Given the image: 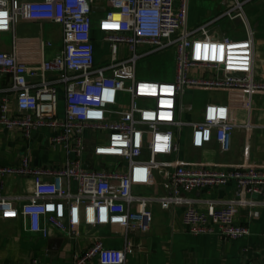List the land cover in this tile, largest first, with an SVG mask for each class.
<instances>
[{
    "label": "built area",
    "instance_id": "2783aa9c",
    "mask_svg": "<svg viewBox=\"0 0 264 264\" xmlns=\"http://www.w3.org/2000/svg\"><path fill=\"white\" fill-rule=\"evenodd\" d=\"M252 1L231 0L222 15L242 21L246 35L236 39L209 35V24L189 28L190 0H0V13L6 14L0 32L12 35L11 51H0V74L10 76L8 91L15 93L22 113L19 119L1 115L0 126L20 127L26 138L49 129L51 146L66 152L57 167L35 166L30 155L18 165L0 167V175H30L34 184L20 206L14 202L21 196H6L0 188L1 218L19 219L25 231L43 238L51 226L73 238L81 235V226L109 225L121 235V248H107L97 238L73 255V264L93 259L126 264L135 250L131 234L151 228L153 204L183 207L192 234L248 236V225L236 214L244 208L249 218L259 217L264 168H208L182 161L180 153L186 141L202 149L215 140L228 151L234 131L250 128L233 122L229 106L221 103H207L199 119L182 116L193 111L184 104L188 90L264 91V82L254 76V31L244 10ZM21 20L59 25L60 51L37 66L20 60L16 26ZM96 32L110 49V63L101 66ZM40 45L44 56L52 42ZM168 49L175 53L174 80L137 78L140 59ZM7 104L5 97L2 113ZM232 182L245 196L208 195Z\"/></svg>",
    "mask_w": 264,
    "mask_h": 264
},
{
    "label": "crops",
    "instance_id": "0c3cea01",
    "mask_svg": "<svg viewBox=\"0 0 264 264\" xmlns=\"http://www.w3.org/2000/svg\"><path fill=\"white\" fill-rule=\"evenodd\" d=\"M230 4L231 0H190L188 25L197 28L209 24V35L217 38L231 36L229 25L223 27L222 24L228 19L222 15ZM247 5H251L249 22L255 41L254 76L264 82V0H254ZM230 21L243 24L239 19ZM243 31L246 35L244 27ZM16 32L19 59L33 66L47 57V54L43 56L40 42L45 41V38L62 37L61 27L50 22L21 20L16 26ZM3 35L10 38L11 33L0 32V51L9 52L12 39L11 43L6 44ZM10 86V76L0 74V107L2 99H8V107L4 113L0 109V116L19 119L22 113L18 109L15 93L8 91ZM191 91H197L198 97L195 95L190 105L197 109L198 102L201 106L199 117L209 102L226 104L230 109L231 120L238 124L249 123L250 128L239 127L234 131L228 151H223L215 140L202 149H195L186 141L180 159L191 164H203L208 168L233 170L253 165L264 168V91ZM59 96L60 110L63 112L64 92L61 87ZM51 135V131L45 128L26 138L20 127L0 126V167L18 165L26 155L31 156L35 166L49 168L62 165L66 161V152L61 146H51ZM33 185L30 175H0V188L4 194L12 198L21 196V199L15 200L16 206L25 202L23 197L33 191ZM238 194L245 196L232 182L208 195L226 198ZM193 195L203 197L205 194L195 192ZM151 209V228L147 233L131 234L135 250L127 256L126 264H264V208H260L258 218L252 219L249 218L248 209L238 210L236 219L248 225L250 234L235 240L190 233L184 224L183 207L163 209L153 204ZM80 233L79 237L73 238L58 233L51 226L49 236L43 238L25 231L21 220L3 219L0 216V264H73V254L85 252L97 238L102 239L107 248L122 247V237L113 226H81ZM86 264L99 262L93 259Z\"/></svg>",
    "mask_w": 264,
    "mask_h": 264
},
{
    "label": "rangeland",
    "instance_id": "374dc122",
    "mask_svg": "<svg viewBox=\"0 0 264 264\" xmlns=\"http://www.w3.org/2000/svg\"><path fill=\"white\" fill-rule=\"evenodd\" d=\"M250 7L251 5H247L244 7V10H245V13L248 19L250 17L249 16ZM101 15L102 14L97 15L96 19H98L99 16ZM222 24H223V27H225V24L229 25L228 31L230 32V35L233 38L240 39V38L245 37L244 31H243V24L241 23L238 24L237 21H234V22L230 21L229 18L225 19L222 22ZM189 28H193V27L189 26ZM235 32H237V34H234ZM3 38L5 39L6 44L11 43V39H12L11 35H10V38L9 37L7 38L6 35H3ZM96 38H97V46H98L97 65L101 66V65L110 63V49H109L108 44H103L98 32H96ZM45 39H46L45 42L47 41L52 42V46L45 47V53L47 54V58L49 59V57H51L50 55L57 54L62 48V38L58 37L57 39H53V38H50L49 40L47 38ZM119 55H121V53H119ZM124 57L125 58L129 57V53L127 51L125 52ZM175 66H176V59H175L174 49H168L162 53L140 59L137 63V78L170 80L171 81V80H174L175 78V74H176ZM155 76H158V78H152ZM205 94H208V93H205ZM195 95L197 96V91L196 92L191 91V90L186 91L185 96H184V104L186 106L192 104V99L195 97ZM125 102H127V99L125 100ZM196 108L197 109L193 107L194 110L192 113L190 111H186L182 116L183 120H187L192 117H193L192 119H199L200 117H199L198 111L201 109V106L198 104V102H196ZM182 139L184 142V137ZM184 148H185L184 143H182L181 150L184 151ZM146 190L148 193H151L153 191L151 188H147Z\"/></svg>",
    "mask_w": 264,
    "mask_h": 264
},
{
    "label": "snow or ice",
    "instance_id": "6c2138e0",
    "mask_svg": "<svg viewBox=\"0 0 264 264\" xmlns=\"http://www.w3.org/2000/svg\"><path fill=\"white\" fill-rule=\"evenodd\" d=\"M6 14L5 13H0V18L4 17ZM3 25V20L0 19V26Z\"/></svg>",
    "mask_w": 264,
    "mask_h": 264
},
{
    "label": "bare ground",
    "instance_id": "6f19581e",
    "mask_svg": "<svg viewBox=\"0 0 264 264\" xmlns=\"http://www.w3.org/2000/svg\"><path fill=\"white\" fill-rule=\"evenodd\" d=\"M119 15H116V17H118Z\"/></svg>",
    "mask_w": 264,
    "mask_h": 264
},
{
    "label": "water",
    "instance_id": "95a60500",
    "mask_svg": "<svg viewBox=\"0 0 264 264\" xmlns=\"http://www.w3.org/2000/svg\"><path fill=\"white\" fill-rule=\"evenodd\" d=\"M98 8H95V10H97Z\"/></svg>",
    "mask_w": 264,
    "mask_h": 264
}]
</instances>
